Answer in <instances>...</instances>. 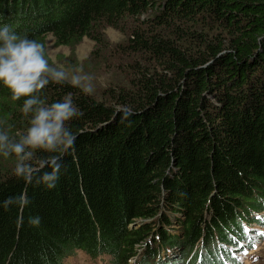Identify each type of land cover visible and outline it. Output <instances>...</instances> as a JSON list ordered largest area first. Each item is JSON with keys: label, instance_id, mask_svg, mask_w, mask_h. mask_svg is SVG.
Here are the masks:
<instances>
[{"label": "trees", "instance_id": "obj_1", "mask_svg": "<svg viewBox=\"0 0 264 264\" xmlns=\"http://www.w3.org/2000/svg\"><path fill=\"white\" fill-rule=\"evenodd\" d=\"M0 22L43 44L89 39L83 71L108 73L91 95L41 90L47 103L72 96L75 150L54 188L28 186L21 221L0 208V264L79 253L128 264L140 247L135 264L253 258L264 241V0H0ZM23 99L0 86V129L13 139L27 127ZM13 167L0 157V201L24 187Z\"/></svg>", "mask_w": 264, "mask_h": 264}, {"label": "clouds", "instance_id": "obj_2", "mask_svg": "<svg viewBox=\"0 0 264 264\" xmlns=\"http://www.w3.org/2000/svg\"><path fill=\"white\" fill-rule=\"evenodd\" d=\"M92 77L77 69L68 76L62 67H52L46 58L42 42L16 31L15 25L0 22V86L7 88L13 101L24 98L20 112L27 118L26 129L15 139L0 129V157H14L13 175L23 181L19 193L0 201L5 211L10 205L17 210V222L31 203L28 186L43 185L52 189L61 175L65 158L75 150L78 132L69 126L80 115L70 94L51 103L40 98V92L50 82L79 88L85 95L94 91ZM125 116L128 114L125 113ZM37 152L47 155L37 157ZM36 225L39 217H29Z\"/></svg>", "mask_w": 264, "mask_h": 264}, {"label": "rangeland", "instance_id": "obj_3", "mask_svg": "<svg viewBox=\"0 0 264 264\" xmlns=\"http://www.w3.org/2000/svg\"><path fill=\"white\" fill-rule=\"evenodd\" d=\"M104 34L111 43H116L121 39V35L117 31H114L110 28H106ZM44 46L46 49V57L52 67H62L68 74L69 78L77 69L82 70V72L86 74V72H84L82 69V61L91 51L93 46L92 41L84 38L79 44L73 48H70L67 46L56 45L53 37L51 35H47L44 40ZM104 75H108V73L95 72V74L92 73V75H89L92 77L91 83L93 84L94 89L98 87V81H100L101 77ZM95 94L97 96L100 95L97 91H95ZM171 221L173 223L175 222V219L172 217ZM173 227L176 233H178V226L173 225ZM255 250L257 251L254 252L253 258L247 260L244 264H264V241ZM100 263L108 264L106 261H100ZM68 264H90V261L86 256L79 253L75 257L69 259Z\"/></svg>", "mask_w": 264, "mask_h": 264}, {"label": "bare ground", "instance_id": "obj_4", "mask_svg": "<svg viewBox=\"0 0 264 264\" xmlns=\"http://www.w3.org/2000/svg\"><path fill=\"white\" fill-rule=\"evenodd\" d=\"M152 242V241H151Z\"/></svg>", "mask_w": 264, "mask_h": 264}]
</instances>
